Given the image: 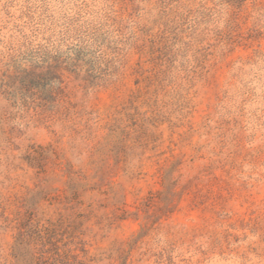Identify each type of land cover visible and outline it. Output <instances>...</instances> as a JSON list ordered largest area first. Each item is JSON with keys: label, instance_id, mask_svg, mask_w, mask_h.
I'll use <instances>...</instances> for the list:
<instances>
[{"label": "rangeland", "instance_id": "obj_1", "mask_svg": "<svg viewBox=\"0 0 264 264\" xmlns=\"http://www.w3.org/2000/svg\"><path fill=\"white\" fill-rule=\"evenodd\" d=\"M0 264H264V0H0Z\"/></svg>", "mask_w": 264, "mask_h": 264}]
</instances>
